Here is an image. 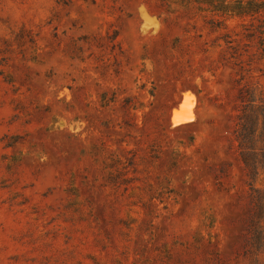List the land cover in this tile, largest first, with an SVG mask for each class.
<instances>
[{
  "label": "rangeland",
  "instance_id": "rangeland-1",
  "mask_svg": "<svg viewBox=\"0 0 264 264\" xmlns=\"http://www.w3.org/2000/svg\"><path fill=\"white\" fill-rule=\"evenodd\" d=\"M263 164L264 0H0V264H264Z\"/></svg>",
  "mask_w": 264,
  "mask_h": 264
},
{
  "label": "trees",
  "instance_id": "trees-1",
  "mask_svg": "<svg viewBox=\"0 0 264 264\" xmlns=\"http://www.w3.org/2000/svg\"><path fill=\"white\" fill-rule=\"evenodd\" d=\"M241 139H243L241 145L244 146L245 145V139H246V136L242 135L241 134ZM242 161H243V164L245 166L246 169H248V173L254 177L255 175H257L258 173V165H259V161L252 158L251 160L247 157H245L244 153H242ZM264 165V164H263Z\"/></svg>",
  "mask_w": 264,
  "mask_h": 264
}]
</instances>
